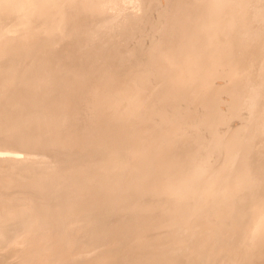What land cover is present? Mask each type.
Listing matches in <instances>:
<instances>
[{
  "label": "rangeland",
  "instance_id": "obj_1",
  "mask_svg": "<svg viewBox=\"0 0 264 264\" xmlns=\"http://www.w3.org/2000/svg\"><path fill=\"white\" fill-rule=\"evenodd\" d=\"M68 1L70 4L78 1V8V2L75 3L77 5L72 6V3L70 6L67 3ZM95 1L97 0H82V2L91 4V7L98 9L93 5ZM254 1H225L228 3L229 8L231 6L238 8L240 12H245V16L240 19L242 20L240 23L242 26H254L258 33L254 38L255 40L247 36L246 41L247 44L254 43L257 48L253 50L254 45L252 48L246 47L242 53L257 51L264 40V20H262L264 18L259 20L249 18L252 15L251 10L258 8V6L262 7L261 4L264 0ZM80 2V0H71V2L66 0L67 5L61 6L63 11L65 8L68 9H65L64 12L73 15V18L70 17L71 15L65 17L66 21L68 17V21L65 23L66 39L70 38L72 46L78 50L79 58L83 57L88 65H96L98 61L111 59L109 57L113 56L114 50L123 46L126 51L119 52L117 55L114 54L112 58L118 57L119 59L120 56H125V59H122L123 62L118 61L122 64L117 67V71L126 78L122 81V79L118 80L114 77L101 79L98 77L93 81V84L89 82L88 86L80 88L77 93L73 95L69 93L71 99H80L79 108H75L70 113L74 114L75 119L78 120L77 122L91 124V126L94 125V129L97 128V133L93 137L89 136V132L85 127L72 129L70 130L71 133L67 135L63 133L64 136L61 138L57 136L61 133L49 132L46 134L47 136H44L49 140L56 136L54 143L36 149H26L28 152L35 154L34 152L39 153L49 148L55 154H66L77 158L63 159L55 164L54 171L48 172H55L57 169L64 170L62 174L67 175V177L60 180V185L57 187H55L57 183H55V177H51L43 183L37 182L34 184L36 186L23 188L16 183L4 191L6 193L3 192L4 194L12 193L10 198L16 199L19 202H16V204L21 209L30 205V208L37 214H40L42 209L35 207L32 203H39L43 205L44 209L47 205L48 209L51 210L54 204L48 202V200L58 197L64 201L65 206L60 211L59 217L48 220L46 224L36 228L37 230H35L32 237L27 233L25 238L17 240L15 238L14 243L0 248V257L5 256L8 258L5 259V261L8 260L5 264H15L16 260L19 262L25 255H35L34 264H179L178 262L182 259H186L185 264H189L193 260L198 262L199 258H193L198 254V251H191L188 248L191 244L188 245V243L192 241V238L194 240L189 225L192 220L199 221L207 218L216 223V228H213V230L219 232V230L228 229L225 224L232 225L234 222L235 215L233 211H236L235 202H237V197L246 194V190L244 191L235 183L242 182L246 173H248L246 171L242 173L240 172L242 170L239 169L254 161L253 156L247 154L246 151L251 146V140L254 137L252 135L257 132V123L264 121V110L262 111L264 108V86L259 87L255 84L246 88L241 96L244 104H240L238 109L237 106H233L236 94L232 92V88H235V82L230 81L232 73L229 72L232 68V56H235V51L229 54L230 57L227 58L226 63L217 62L214 63L215 65L210 64L208 68L204 67L201 78L176 77L172 80H166L162 77L164 68L161 67L164 66V62L156 58L154 55L156 53L151 51L153 43L164 39L166 25H169L172 16L179 14L181 7H192L194 4L204 3L209 9L211 7L216 8L211 5L212 1L210 2V0H117L114 4L109 2L104 6L99 5L101 9L96 10V13L101 10L100 14L92 16L94 14L91 12L93 9L90 8L89 14L93 18L90 19V15L87 16L88 20H92L89 23L84 19L83 14L80 15L82 13L81 9L84 7V4L81 5L82 2ZM256 3H260V5ZM70 7L73 10H69ZM76 8L78 12H76ZM70 11H74V13ZM75 13L82 18H79L80 21H83H79L81 28L86 25L84 27L86 29L79 37L74 35L70 37L72 31H69L68 26H74L76 23ZM258 14L260 17H264L263 11ZM12 17H15V15ZM6 18L7 20L10 19L9 16ZM55 33L47 34L46 37H51ZM236 33L244 35L242 39L247 35L246 31ZM74 67L75 65H73L71 72L75 70ZM76 67L78 69V65ZM198 74H201V72ZM205 79L207 80L206 83L204 82ZM118 82L121 85L117 84ZM210 83L213 84V88L217 89L218 93L210 101L212 103L209 104L207 102L208 97L204 98V96L211 94L209 93ZM68 92H73V90ZM254 94L259 95V97L256 95V100L252 98ZM248 95L251 98L245 99ZM48 97H55L54 91H51ZM245 102L249 105L247 106ZM252 103L254 104L252 105ZM261 103H263V108L260 109ZM243 105L247 107H243ZM216 108L219 112L214 114ZM256 109L260 112L257 113ZM244 111L245 113H243ZM251 115L253 117L255 115L257 118L252 119ZM133 120L144 122L143 125L139 123L138 126V122L134 123ZM194 123L198 124L194 125ZM168 130L172 133H168ZM155 132L160 134L157 138L158 142H162L165 146L169 144L167 147L172 146L174 139L178 141L200 140L203 142L204 146L181 147L180 152L182 155L192 153L197 156V159L193 160L196 168L188 176L199 174V176L206 177L205 180H208L211 176L215 177L223 173L224 176H219V178H215L210 182L212 187L218 185L220 192L206 201L204 210L199 211L196 200L191 201L192 197L189 196L192 193L189 192V188L181 190L174 188L173 196H168L171 193L167 188L168 180L174 182L178 180L177 177H167V179L165 178L167 183H165L160 174L156 176L149 172L148 168L150 166L148 162L145 163V160L148 158L146 157L147 152L154 149L157 144L154 139ZM216 136H224L225 138L223 142L215 143ZM234 136L236 138L232 143ZM40 137L43 138L41 135ZM79 137H82L83 141H77L78 143L69 142ZM88 139L90 142L86 143ZM262 144L264 145V139ZM246 145L248 148H246ZM88 148L90 150L88 153L81 152L83 149ZM93 151L98 154L96 156L90 155ZM19 153L20 155L24 154L23 152ZM111 153H113V158L110 159L107 156ZM35 155L39 160L44 156L43 161H49L47 155ZM98 155H101L99 160L103 158L104 160L109 159V161L101 163L97 160L96 162ZM3 157L0 156V160H3ZM35 157L28 156L24 162L37 160ZM80 164L82 166L70 169L72 166ZM200 167L201 169H199ZM88 168L91 171H86ZM19 172L24 174L29 171ZM86 172L93 175H87ZM38 173L41 174V172ZM198 186L200 185L198 184ZM58 187H61V189L57 190ZM68 188L71 190H68ZM86 193L91 195L97 193L100 198L97 201L87 199L84 197ZM228 198H234L235 201L228 204L226 202ZM197 202H199L198 198ZM143 203L148 207H143ZM159 206H161V209H157ZM110 215H112L111 218L108 217ZM73 222H84V227L66 233L64 227ZM263 233L264 231L257 235L248 233L240 241L242 248L247 251L246 259L255 260V264H264ZM52 242L56 243L53 244ZM49 243L52 244L49 245ZM182 243L185 244L182 245ZM213 245L215 244H205L202 248L211 251ZM30 247H35V249L31 250ZM218 253L221 255L223 251ZM226 256L222 255V260Z\"/></svg>",
  "mask_w": 264,
  "mask_h": 264
},
{
  "label": "bare ground",
  "instance_id": "obj_2",
  "mask_svg": "<svg viewBox=\"0 0 264 264\" xmlns=\"http://www.w3.org/2000/svg\"><path fill=\"white\" fill-rule=\"evenodd\" d=\"M80 1L82 2V0ZM211 1V5L216 7H211V10L208 6L206 7L204 3L194 4L192 7H181L179 14L172 16L171 21H169V25H166L167 27L165 28L166 34L164 39L153 43L151 51L156 53L154 54L156 58L161 59L164 62V66L161 68H164L162 77L166 80H172L176 77L201 78L204 67L208 68L210 64L213 65L217 62L226 63L227 58L230 57L229 54L235 51V56H232V68L229 73H232V79L230 81L235 82V88H232V92H235L236 94V99L233 100V106H237L238 109L240 104H244L241 96L246 88L255 84L259 87L261 85L264 86V40L260 49L258 48L257 51L242 53L244 48L253 47L254 43H246L247 36L254 39L258 34L257 31L254 26L244 27L240 24L242 22L240 19L245 16V12L242 11V13L238 11V8H233L231 6L229 8L228 3L225 1L231 0H210V2ZM77 2H72V6L78 4V8L79 2ZM109 2L114 4L117 0H97L93 5L98 9L91 7V4L82 2L81 5L84 4V7H82L83 9L79 8L82 11V13H80L81 11L79 10V13L80 15L83 14L84 19L89 23L92 21L87 18V16L90 15V8L91 10L93 9L91 12L94 13L92 14L90 12L92 16L100 14L101 10L98 12L99 9H101L99 8V5L102 4V6H104ZM254 2H256V0ZM67 3L70 4L69 1ZM260 3L256 4L260 5ZM263 3L264 2L261 4L262 7L258 6V8H253L251 10L252 15L250 14L251 17L249 18H255L258 20L264 18L260 17L258 14L260 11L264 12ZM64 4H66V0H0V156H4L3 160H0V248L14 243L19 238H25L27 233H29L32 237L35 230H37L36 228L43 226L48 220H53L57 218V216L59 217L60 211L63 210L65 206L64 201L58 197H54V199L50 198V200H48V202L54 204L51 210L48 209L47 205L44 209L43 205L39 203H32L35 207L42 209V212L37 214V212H34L30 208V205L21 209L20 206L16 204L18 201L10 198L12 193L4 194L6 193L4 191L8 190L16 183L17 185H21L23 188L36 186L34 184L37 182L43 183L51 177H55V183L57 182L55 187H57L60 185V180H64L67 175L64 176V174H62V171L64 170L61 171L58 169V171L56 170L55 172H48L54 171L55 164H58L63 159L65 160L70 157L77 158L66 154H55L51 152L49 148L46 151H40L39 153L34 152L35 154H40L41 156L47 155L49 161L44 162V156H42L39 160L35 157V154L28 152L26 149H36L42 147L43 145H50L51 143H54V139L57 137L53 136L50 140L47 139L46 134L49 132H59L61 135H56L61 138L64 135L71 133L70 130L72 129L85 127L89 132V136L93 137L97 133V128L94 129V125L91 126V124L87 125L85 123L77 122L78 120L75 119L74 114L70 113L75 108H79L80 99H71L69 93H72V95L77 93L80 88L88 86L89 82H92L90 84H93V81H95L98 77H100V79L114 77L118 80L122 79V81L126 78V76L117 71V67L122 64L118 63V61L123 62L124 60L122 61V59H125V56H120L119 59L118 57L112 58L114 57V54L117 55L119 52L122 53L126 51L123 46L114 50L113 56L109 57L111 59L98 61L96 65H88L87 62L84 61L83 57L79 58L78 50L72 46L70 38L66 39L67 32H65V23L68 21V17L67 21L65 20V17L66 15H71L70 17L73 18V15L64 12L66 8L63 11L61 6ZM77 8L76 12H78ZM69 10L73 9L70 7ZM96 10H98L97 13ZM74 11L70 12L74 13ZM245 11L247 12V10ZM13 15H15V17L11 18ZM8 16L10 17L9 20L6 18ZM76 16L74 18L77 24L75 23L74 26L71 27L68 26L69 31H72V35L70 37L73 35L75 37H79L85 31L84 29H86L84 28L86 25L81 28L82 26L80 25V22L83 21H80V19L82 18H80L79 15L77 17ZM76 18H78V20H76ZM92 18L90 15V19ZM239 31L247 32L244 39H242L244 35L235 34V32ZM51 33L55 34L51 37H46L47 34ZM256 46L254 45L253 50L257 48ZM73 65H75V70L71 72ZM76 65H78V69ZM199 72H201V74H198ZM206 79L204 82H207ZM120 82L117 84L121 85ZM209 87V93L211 94L204 96V98L208 97L207 102L210 104L212 103L210 101L213 100V97H215L218 92L217 89L213 88L212 83H210ZM70 90H73V92H68ZM259 90L261 91L262 89ZM51 91H54L55 97H48ZM256 95L259 97L258 94H254L252 97L255 100L257 99ZM248 96L245 97V99L251 98ZM254 103H252V105ZM246 105L248 106L249 104L247 103ZM246 105H243V107ZM262 105L263 103H261V107H259L260 105L258 107L261 109L263 108ZM217 108L214 110V114L219 112ZM263 110L264 108L262 111ZM252 111L254 112V110ZM258 112L260 111L257 110V113ZM190 113L192 112L190 111ZM243 113H245V111ZM251 117L254 119L255 115L254 117L251 115ZM256 118L257 117H255V119ZM136 122L134 121V123ZM143 122L144 121L138 122V126L139 123L143 125ZM196 124L194 123V125ZM249 125L248 127H250ZM257 127L258 129L256 134L253 131L255 135H252L254 137L251 140L250 148L246 145V148H248L246 153L253 156L254 163L251 161L252 163H249L245 165L246 167L239 169L242 170L240 171L242 173H244V171L248 173H246V176L244 177L245 179L243 178L242 182L235 183L244 191L246 190V194H242L243 196L237 197V202H235L236 211H233L235 215L234 222L232 225L225 224L228 229L219 230L218 232L213 230V228H216V223L211 221V219L206 218L205 220L200 219L199 221L192 220L189 228L191 229V235L194 236V240L192 238V241L188 243V245L191 243L188 248L191 251H198V254H196L193 258H199V261L197 262L193 260L189 264H222L226 262L232 264H255V260L246 259L245 255L247 254V251L245 248H242L240 241L245 238L248 233L257 235L264 231V145L262 144L264 139V121L258 122ZM169 131L170 130H168V133H172V131ZM251 131L250 133H252ZM63 133L66 134L63 135ZM250 133L248 132V134ZM40 135L43 136V138H41ZM159 136V132H155L154 139L157 144L154 149L147 152V160H145L146 158L144 159L145 163H149V172L156 176L160 174L165 183H167V177H177L178 180L174 182L168 180L167 188H169V191L171 192L168 196H173L174 188L178 190L189 188V192L192 193L189 196L190 198L192 197L191 201L194 202V200H196L198 205L197 209H199V211L204 210V204L206 201L210 200L220 192L218 185L212 187L210 182L215 178H219V176L221 177L223 173L218 174V176L215 177L211 176L208 180H205L206 177L199 176V174L188 176L189 173L196 168L194 167L195 165L193 160L197 159V156L192 153L182 155L180 152L181 147L187 146L189 148H194L197 146H204L203 142L200 140L178 141L174 139L172 141V146L167 147L169 144L165 146L162 142H158L157 138H159ZM224 138V136H216L215 143L223 142ZM235 138L236 136L233 137L232 143H234ZM77 141H83V138L79 137L76 140L72 139L69 142ZM89 142L90 140L88 139L86 143ZM89 151L90 150L88 148L83 149L81 152L88 153ZM19 152H23L25 155H20ZM113 153L107 157H110V159L113 158ZM97 154L98 153L96 151H93L90 155L96 156ZM28 156H31V158L35 157L37 160L31 159L32 162H24ZM100 157L101 155L95 161L97 162ZM107 161H109V159L104 160L101 158L99 160L101 163H105ZM79 166L82 165H74L70 169H76ZM199 169H201V167ZM23 170H28L29 174H21V172H19ZM86 171H91V169L88 168ZM219 171L221 172L222 169ZM38 172H41V174ZM86 174L93 175L90 172H86ZM198 184L200 186H198ZM58 189H61V187H58L57 190ZM68 190L71 189L68 188ZM90 193H86V196L84 197L96 201L100 198L99 194L95 193L91 195ZM175 194L176 193L174 191V195ZM197 198L199 199V202H197ZM121 200L123 201V199ZM234 201V198H228L226 200L228 204H232ZM143 207L146 208L148 206L143 203ZM157 209H161V206ZM229 213L233 214L232 212ZM108 217L111 218L112 215ZM83 223H68L64 227V230L66 233L78 230L84 227ZM13 240L15 241L13 242ZM52 243L54 244L56 242ZM52 243H49V245ZM210 243L215 244L213 245V248L211 247V251L202 248L205 244ZM184 244L182 243V245ZM30 249H35V247H30ZM221 251H223V254L219 255L218 252ZM222 255L227 256L222 260ZM34 256L35 255H25L21 260H19V262L16 260L15 264H34ZM240 256L241 260L242 258H244V260L239 261ZM5 259L8 258L1 256L0 264H5V262L8 261H5ZM185 260L186 259H182L178 263L185 264Z\"/></svg>",
  "mask_w": 264,
  "mask_h": 264
}]
</instances>
